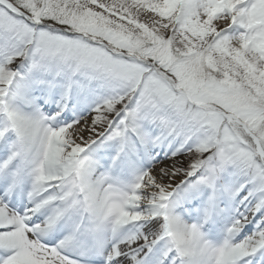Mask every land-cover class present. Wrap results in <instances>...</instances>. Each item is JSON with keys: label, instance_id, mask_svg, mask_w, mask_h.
<instances>
[{"label": "snow or ice", "instance_id": "obj_1", "mask_svg": "<svg viewBox=\"0 0 264 264\" xmlns=\"http://www.w3.org/2000/svg\"><path fill=\"white\" fill-rule=\"evenodd\" d=\"M0 264H264V0H0Z\"/></svg>", "mask_w": 264, "mask_h": 264}]
</instances>
